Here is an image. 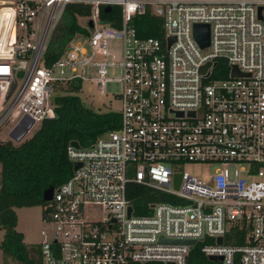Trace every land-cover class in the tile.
<instances>
[{
  "label": "built area",
  "instance_id": "2783aa9c",
  "mask_svg": "<svg viewBox=\"0 0 264 264\" xmlns=\"http://www.w3.org/2000/svg\"><path fill=\"white\" fill-rule=\"evenodd\" d=\"M69 2L91 6L86 31L47 64ZM113 4L119 25L99 16ZM147 11L161 17V36L138 34L133 17ZM217 58L227 75L214 70ZM85 79L116 96L120 122L87 147L68 144L80 165L45 200L36 264H187L197 242L221 264H264V0H0V125L40 122L57 86ZM187 162L217 165L205 179ZM130 181L152 195L144 213L127 198Z\"/></svg>",
  "mask_w": 264,
  "mask_h": 264
},
{
  "label": "trees",
  "instance_id": "16d2710c",
  "mask_svg": "<svg viewBox=\"0 0 264 264\" xmlns=\"http://www.w3.org/2000/svg\"><path fill=\"white\" fill-rule=\"evenodd\" d=\"M91 12L89 4L69 2L52 30L44 51V62L54 61L65 49L70 39L86 27L79 21ZM100 19L113 25H119L120 7L112 5L109 10L100 7ZM134 26L139 35H162L160 16L150 11L134 15ZM223 70L228 74V65L224 58H217L214 70ZM79 80H70L66 85L57 86L52 97L54 115L44 117L33 133L18 143L11 138H0V228L3 237L0 247L20 262L36 264L23 241V233L17 230L15 207L44 205L43 192L49 186H57L66 181L73 173L72 161L68 157L67 147L72 140L87 147L99 135L116 128L120 122L116 110L97 111L86 106L79 95ZM127 198L134 213L147 211L146 203L153 200L146 188L136 182L127 183ZM168 199V198H166ZM197 242L189 252L187 264H221L213 261L200 251ZM133 264H165L159 261L135 262Z\"/></svg>",
  "mask_w": 264,
  "mask_h": 264
},
{
  "label": "rangeland",
  "instance_id": "374dc122",
  "mask_svg": "<svg viewBox=\"0 0 264 264\" xmlns=\"http://www.w3.org/2000/svg\"><path fill=\"white\" fill-rule=\"evenodd\" d=\"M79 21L82 23V18H79ZM115 50L114 58H118L119 43L113 41L110 44ZM94 67L89 66L87 71L90 75H93ZM110 72L113 75H117L116 68H110ZM17 79L20 82L22 79V74L17 73ZM79 95L82 102L97 111H107L117 109L119 106V101L112 92L105 91V88H100L94 80L85 79L81 82V87L79 90L74 92ZM1 113V110H0ZM39 122H35L28 130V132L23 136L24 139L29 137L33 131L37 128ZM13 125V122L5 120L0 125V138L7 139L11 138L9 131ZM12 139V138H11ZM20 139V140H21ZM20 140H14L13 142L18 143ZM216 163L208 162H187L183 166V170H187L192 174H195L201 178L208 179L210 175L214 172ZM17 213V225L16 228L19 231H22L24 235L25 244L27 246L29 254L39 260L40 251H39V242L43 239L44 235L42 230L46 228V222L43 219V205H30V206H18L15 207ZM3 237V229L0 228V244ZM0 264H22L17 258H15L10 253L3 250L0 247Z\"/></svg>",
  "mask_w": 264,
  "mask_h": 264
},
{
  "label": "water",
  "instance_id": "95a60500",
  "mask_svg": "<svg viewBox=\"0 0 264 264\" xmlns=\"http://www.w3.org/2000/svg\"><path fill=\"white\" fill-rule=\"evenodd\" d=\"M111 8L110 5H106L104 7L105 10H109ZM261 8V7H259ZM88 24L91 26L92 25V21L91 19L88 20ZM194 36L196 38V40L198 41V43L203 47L209 44V25L207 23H195L194 24ZM172 37H170L169 40H171ZM215 64V62L213 63ZM211 68H209L208 72L206 73V75L209 74ZM230 73L232 75H242L243 72H241L235 65H232ZM16 83V78L15 76L12 77L11 79V83H10V87L7 93V97L9 95V93L11 92V90L13 89L14 85ZM54 115V110L52 108L48 109L47 112V117H51ZM33 120H29L28 122H20L17 123L13 126L12 130L10 131V137L14 140H20L21 138H23V136L27 133V131L29 130V128L32 126ZM71 144L74 145L75 147H79V143L77 140H72ZM80 165L79 161H74L72 163L73 169H76L78 166ZM180 174L176 175V186L178 185V180H179ZM52 193H53V186H49L48 188H46L43 192V199L44 200H48L52 198ZM132 206L128 205V214L131 212ZM161 239H163V237H161ZM218 242L222 241L221 237H218ZM172 241H178V240H172ZM185 242H188L190 244H193L195 242L194 239H190V240H182ZM209 258L211 259H222L221 256L219 255H210ZM167 264H172L171 261H168Z\"/></svg>",
  "mask_w": 264,
  "mask_h": 264
},
{
  "label": "crops",
  "instance_id": "0c3cea01",
  "mask_svg": "<svg viewBox=\"0 0 264 264\" xmlns=\"http://www.w3.org/2000/svg\"><path fill=\"white\" fill-rule=\"evenodd\" d=\"M28 132V131H27ZM22 140V139H21ZM22 232V231H21ZM23 241L25 242V240H24V235H23Z\"/></svg>",
  "mask_w": 264,
  "mask_h": 264
}]
</instances>
